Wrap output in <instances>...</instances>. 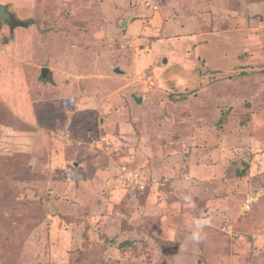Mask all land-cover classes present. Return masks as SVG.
I'll list each match as a JSON object with an SVG mask.
<instances>
[{"label": "rangeland", "instance_id": "rangeland-1", "mask_svg": "<svg viewBox=\"0 0 264 264\" xmlns=\"http://www.w3.org/2000/svg\"><path fill=\"white\" fill-rule=\"evenodd\" d=\"M0 4V264H264V0Z\"/></svg>", "mask_w": 264, "mask_h": 264}, {"label": "built area", "instance_id": "built-area-1", "mask_svg": "<svg viewBox=\"0 0 264 264\" xmlns=\"http://www.w3.org/2000/svg\"><path fill=\"white\" fill-rule=\"evenodd\" d=\"M149 4V3H148ZM155 8V7H154ZM146 83L149 85H153L154 82L152 81V77L149 76L146 80ZM118 174H120V178L124 177L125 182L130 183L131 185L133 184L134 186H138L139 188L144 187V182L140 179V176L136 173L134 170H126V167H120L118 170ZM257 201V198H255L253 195H251L248 199L246 204L244 205V209L248 210L250 208V205L254 202Z\"/></svg>", "mask_w": 264, "mask_h": 264}, {"label": "water", "instance_id": "water-1", "mask_svg": "<svg viewBox=\"0 0 264 264\" xmlns=\"http://www.w3.org/2000/svg\"><path fill=\"white\" fill-rule=\"evenodd\" d=\"M1 19L6 21L8 23V25L10 26L11 30L13 29L14 26H16V24L13 22V17H12V13L9 12L7 10L6 5L0 4V27H1ZM49 70L47 68H43L42 69V74L43 76H45V74L48 72ZM138 102L141 101V98L138 97L136 99Z\"/></svg>", "mask_w": 264, "mask_h": 264}, {"label": "clouds", "instance_id": "clouds-1", "mask_svg": "<svg viewBox=\"0 0 264 264\" xmlns=\"http://www.w3.org/2000/svg\"><path fill=\"white\" fill-rule=\"evenodd\" d=\"M210 221L208 219H203L202 221H197L198 230L192 232L191 240L194 242H199L202 239L201 232L199 229L203 228L204 226L208 225Z\"/></svg>", "mask_w": 264, "mask_h": 264}, {"label": "trees", "instance_id": "trees-1", "mask_svg": "<svg viewBox=\"0 0 264 264\" xmlns=\"http://www.w3.org/2000/svg\"><path fill=\"white\" fill-rule=\"evenodd\" d=\"M238 4H240V3H238Z\"/></svg>", "mask_w": 264, "mask_h": 264}]
</instances>
